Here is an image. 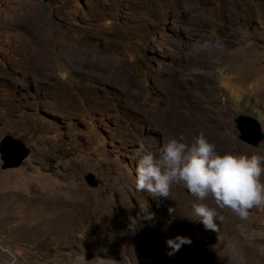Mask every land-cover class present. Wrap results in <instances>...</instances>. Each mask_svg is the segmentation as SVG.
I'll return each instance as SVG.
<instances>
[{"label":"rangeland","instance_id":"obj_1","mask_svg":"<svg viewBox=\"0 0 264 264\" xmlns=\"http://www.w3.org/2000/svg\"><path fill=\"white\" fill-rule=\"evenodd\" d=\"M260 112L264 0H0V142L29 151L7 170L0 155V264H112L130 225L145 237L122 264H264V206L212 231L183 184L135 187L139 145L158 157L169 137L264 156L234 123L264 133ZM178 229L191 243L169 255Z\"/></svg>","mask_w":264,"mask_h":264},{"label":"clouds","instance_id":"obj_2","mask_svg":"<svg viewBox=\"0 0 264 264\" xmlns=\"http://www.w3.org/2000/svg\"><path fill=\"white\" fill-rule=\"evenodd\" d=\"M169 137L159 150V156L146 152L139 145L135 187L154 196L168 198L173 184H183L196 199L191 204L194 215L205 229L218 231L217 221L222 220L215 208L204 203L211 198L219 208H229L240 217L248 211L264 206V156L259 154H220L203 132L190 144ZM143 153V154H142ZM176 209L169 208V213ZM154 214L147 213V219ZM131 219V218H130ZM135 224V220L132 221ZM173 254L183 244H190L188 237L177 236L167 242Z\"/></svg>","mask_w":264,"mask_h":264},{"label":"water","instance_id":"obj_3","mask_svg":"<svg viewBox=\"0 0 264 264\" xmlns=\"http://www.w3.org/2000/svg\"><path fill=\"white\" fill-rule=\"evenodd\" d=\"M235 128L238 131V138L243 142L258 147L264 142V133L262 132L259 122L248 115H237L234 118ZM28 149L20 140L14 139L11 136H5L0 142V155L3 170L18 167L23 159L28 155ZM87 184H93V177L85 178Z\"/></svg>","mask_w":264,"mask_h":264},{"label":"bare ground","instance_id":"obj_4","mask_svg":"<svg viewBox=\"0 0 264 264\" xmlns=\"http://www.w3.org/2000/svg\"><path fill=\"white\" fill-rule=\"evenodd\" d=\"M228 78L223 77V84L227 87L230 88L231 93L237 98H241L242 96H246L247 100L249 101V97L242 93L235 85H233L232 83H230L228 80ZM247 101V103H248ZM262 116L263 113L260 112ZM171 195V193H170ZM171 200V199H170ZM186 201V200H185ZM195 200L192 201V203ZM204 203L208 204L210 207H213L216 209V211L218 212L219 216H222L223 219L222 220H218L217 223L219 225L222 226H226L227 227H231L232 229L234 227H236V224H238V217L236 215V213H234L231 209L228 211H226V208H219L218 206L215 204V201L211 198L207 199L206 201H203ZM171 203V202H170ZM191 203V204H192ZM191 204H187L185 202V209L188 210H192L191 208ZM184 209V208H183ZM177 226V225H176ZM147 233V232H146ZM236 234V233H235ZM191 235V234H190ZM114 240L112 242V264H122V260H121V255L123 256V251L124 249L133 247L134 245L137 244L138 240L141 237H145L143 235V233L137 231L134 226L130 225L127 229V231L122 232V233H118L116 235H114ZM175 236H183V237H189L188 233L186 230H181L179 231V229L176 231ZM236 236V235H235ZM142 239V238H141ZM238 239V238H237ZM186 245V244H183ZM185 247V246H184ZM134 249V248H133ZM132 250V249H131ZM126 252V251H125Z\"/></svg>","mask_w":264,"mask_h":264}]
</instances>
